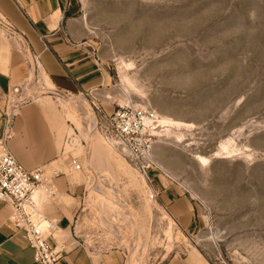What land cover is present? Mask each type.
<instances>
[{"label": "rangeland", "instance_id": "obj_1", "mask_svg": "<svg viewBox=\"0 0 264 264\" xmlns=\"http://www.w3.org/2000/svg\"><path fill=\"white\" fill-rule=\"evenodd\" d=\"M79 1L111 76L101 99L161 123L152 184L98 136L73 152L90 166L65 168L82 188L66 196L78 236L125 264H264V0ZM45 96L65 133L69 120L81 128L75 102ZM163 186L194 205V233L161 203Z\"/></svg>", "mask_w": 264, "mask_h": 264}, {"label": "crops", "instance_id": "obj_2", "mask_svg": "<svg viewBox=\"0 0 264 264\" xmlns=\"http://www.w3.org/2000/svg\"><path fill=\"white\" fill-rule=\"evenodd\" d=\"M81 13L79 0H0V14L19 35L15 40L0 33V140L7 131V93L29 75L25 56L20 52L23 42L27 44L26 55L38 58L41 73L53 87L96 98L107 114L115 110L100 97L102 87L109 85L111 76L105 67L106 61L97 54L92 29ZM77 109L84 112L81 106L77 105ZM9 114L13 131L8 143L10 151L27 170L43 168L58 191L56 200L48 199L44 193L34 194L36 202H43L45 214L58 220L61 232L55 233L57 242L73 230L77 217L76 206L69 204L66 196L77 188L82 193L81 185L67 175V163L60 157L69 131L65 133V122L44 101L20 106ZM160 191L163 206L184 230L194 233L200 227L194 205L174 188L163 186ZM11 217V208L0 201V264H37L34 250L24 234L11 224ZM57 264H125V258L116 249L79 248ZM169 264L209 263L199 257H188Z\"/></svg>", "mask_w": 264, "mask_h": 264}, {"label": "built area", "instance_id": "obj_3", "mask_svg": "<svg viewBox=\"0 0 264 264\" xmlns=\"http://www.w3.org/2000/svg\"><path fill=\"white\" fill-rule=\"evenodd\" d=\"M0 32L6 38L18 40L15 28L0 14ZM20 52L23 53L29 67L27 79L17 86H13L6 96V124L7 131L0 140V201L12 210L11 224L18 232L24 234L34 250L37 264H57L65 255L76 249L91 248L77 234V226L63 235L59 241L55 240V233L61 232L58 220L49 218L43 210V202L34 200V194L44 193L50 200L58 199V191L52 179H48L43 168L27 170L12 154L8 143L13 136L10 128L11 113L18 107L38 102L40 96L58 102H72L81 106L84 112H78L81 128L74 122L68 121L69 134L65 137L61 158L67 166L76 173L87 170L82 156L73 152L82 145L88 149L86 136H98L101 140L127 155L137 171L146 178L149 184L153 181L148 176L151 168H156L152 153L156 145L157 129L160 118L155 111L136 108L130 104L116 106L111 114H107L99 100L82 94H70L49 86L41 73L39 60L35 56H27V44L23 42ZM45 96V97H46ZM8 109V110H7ZM58 174H55L57 177ZM156 195V194H155Z\"/></svg>", "mask_w": 264, "mask_h": 264}, {"label": "bare ground", "instance_id": "obj_4", "mask_svg": "<svg viewBox=\"0 0 264 264\" xmlns=\"http://www.w3.org/2000/svg\"><path fill=\"white\" fill-rule=\"evenodd\" d=\"M46 76V75H45ZM46 79L48 80V78L46 77ZM204 160V159H203ZM144 177V176H143ZM144 180H146V178L144 177ZM100 192V191H99Z\"/></svg>", "mask_w": 264, "mask_h": 264}]
</instances>
